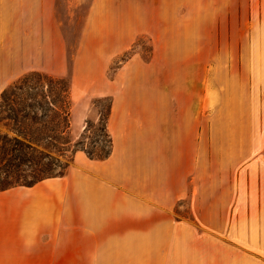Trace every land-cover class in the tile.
<instances>
[{"label":"crops","instance_id":"1","mask_svg":"<svg viewBox=\"0 0 264 264\" xmlns=\"http://www.w3.org/2000/svg\"><path fill=\"white\" fill-rule=\"evenodd\" d=\"M221 1H187L180 45L144 25L179 0H92L70 60L56 0H0V96L28 72L70 75L71 134L109 97L111 139L103 159L79 149L64 175L0 191V264H264V15L223 34ZM139 33L150 59L109 77Z\"/></svg>","mask_w":264,"mask_h":264},{"label":"rangeland","instance_id":"2","mask_svg":"<svg viewBox=\"0 0 264 264\" xmlns=\"http://www.w3.org/2000/svg\"><path fill=\"white\" fill-rule=\"evenodd\" d=\"M56 1L57 15L63 24L71 60L92 0ZM187 1L179 0V9L174 19H148V23L144 25L156 31L160 27H175L180 38L179 44L185 43L184 35L188 28ZM237 1L222 0L219 4L217 11L224 17L223 20L228 21V24L223 26L226 28L223 34L234 33L236 13L242 23L264 15V0H242V9L235 8ZM248 2L253 4L249 7ZM231 19L234 25L229 24ZM132 38L134 39L130 46L112 63L108 70L109 77L114 75L123 60L135 52H140L146 60L150 59L153 51L151 35L139 33L132 35ZM68 84V76L28 72L17 78L8 87L6 94L0 97V160L5 158L3 163H22L20 167L8 166L5 172L1 173L2 185L29 184L37 178L64 173L72 163L77 148H83L96 157H105L110 151V138L104 127L110 106L109 97L95 100L96 109L100 113L99 120L88 122L85 132L74 136L70 132L67 117ZM9 140H18L30 145L31 153L25 155L10 152Z\"/></svg>","mask_w":264,"mask_h":264},{"label":"trees","instance_id":"3","mask_svg":"<svg viewBox=\"0 0 264 264\" xmlns=\"http://www.w3.org/2000/svg\"><path fill=\"white\" fill-rule=\"evenodd\" d=\"M32 72H38V71H32ZM66 76H68V78H69V84H68V90H67V93H68V110H67V117H68V123H69V129H70V122H69V109H70V81H71V78H70V75H66ZM66 76H60V77H66ZM11 85V84H10ZM9 85V86H10ZM8 86V87H9ZM8 87L2 92V94H1V96L3 97L5 94H6V90L8 89ZM0 96V97H1ZM52 105L53 106H55L54 105V103H52ZM107 117H108V115H107ZM106 121H107V119L105 120V124H104V127H105V130H106V132H107V127H106ZM107 134H108V132H107ZM109 135V134H108ZM109 138H110V136H109ZM10 145H11V148H10V152H17V153H22V154H29V153H31V151H32V147L30 146V145H28V144H24V143H22V142H20V141H18V140H9V142H8ZM79 149H82V150H85V149H83V148H77L76 150H75V152L77 151V150H79ZM86 151V150H85ZM74 152V153H75ZM87 152V154L90 156V157H92V158H98V159H103V158H105V157H107L110 153H111V139H110V151L107 153V155L105 156V157H96V156H94V154L93 153H91V152H88V151H86ZM74 156V155H73ZM5 160V158H3L2 160H0V177H1V173L4 171L5 172V169H7V167L8 166H11V165H15L16 167H20L21 165H22V163H17V164H11V162H6V163H3V161ZM69 167V166H68ZM68 167H67V169H68ZM67 169H66V171H67ZM66 171L64 172V173H60V174H56V175H52V176H59V175H64L65 173H66ZM52 176H47V177H52ZM47 177H41V178H37L35 181H33L32 183H29V184H25V183H15V184H12V185H10V186H5V185H2L3 184V182H2V180H1V178H0V191H2V190H6V189H8V188H11V187H14V186H18V185H23V186H32V185H34V184H36L37 182H39V181H41V180H43V179H45V178H47Z\"/></svg>","mask_w":264,"mask_h":264}]
</instances>
